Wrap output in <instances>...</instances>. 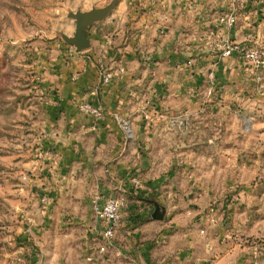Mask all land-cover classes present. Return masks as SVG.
<instances>
[{"label":"rangeland","instance_id":"1","mask_svg":"<svg viewBox=\"0 0 264 264\" xmlns=\"http://www.w3.org/2000/svg\"><path fill=\"white\" fill-rule=\"evenodd\" d=\"M111 1L0 0V264H264V67L258 83L232 79L229 86L237 91L228 88L226 100L198 97L174 113L160 106L158 83L138 85L140 98L126 97L133 98L137 131L131 130L130 118L119 117L115 140L122 145L103 149L112 157L100 164L98 174L80 159L72 158L63 172L62 163L59 168V151L51 142L55 135L45 120L44 97L57 94L46 85L50 70L57 73L53 62L71 67L80 61L81 67L68 72L73 83L97 63L96 79L82 87L77 104L95 130L105 116L99 89L124 74L130 63V21L118 20V13L130 17V12L156 11L152 1L118 0L90 26L91 39L121 35L115 50L123 61L107 69L97 55L92 58L91 44L77 51L62 35L74 32L68 12ZM231 5L238 7L234 0L218 3L219 15ZM237 12L239 41L250 39L264 49V0H251ZM199 21L192 52L200 53L185 55L187 68L201 63L202 50L212 42L213 27ZM145 70L140 76L154 77ZM107 73L111 77L105 81ZM84 103L97 107L100 117L83 111ZM161 123L175 129H162ZM118 165L126 166L123 172ZM165 176L164 185L155 184ZM111 196L125 203L115 229L122 257L100 252L98 245L110 244L89 232L95 207Z\"/></svg>","mask_w":264,"mask_h":264},{"label":"crops","instance_id":"2","mask_svg":"<svg viewBox=\"0 0 264 264\" xmlns=\"http://www.w3.org/2000/svg\"><path fill=\"white\" fill-rule=\"evenodd\" d=\"M144 1L155 2L156 11L138 14L130 12V17H125L127 13H118L119 15H117L118 20L125 18L124 20L128 19L130 21V31L126 44V48H128L126 54L129 56L127 58L130 63L125 65L127 70L124 74L114 78L99 89L98 95L102 101L105 116L95 130L90 127V118L79 113L77 104L82 98L80 91L82 87L87 83H93L96 79L97 63L92 62L90 67L87 66V70L79 74V81L73 83L68 80V72L73 67H81L80 61L73 62L71 67H66V64L62 61L53 62L55 68H57V73H54V69L50 70L51 73L46 77V85L57 91V94L50 92L44 97L47 101L45 120L48 129L55 136L60 132L59 138L54 136L51 142L59 151V168H61L62 163V172L66 170L67 163L73 158L80 159V163H83L88 169H93L95 175L98 174L100 164L104 163L106 165L109 162L108 158L112 157L111 152L104 154L103 149L110 150L115 146L122 145V142L119 144L115 140L120 135L119 117L123 119L130 118L131 130L133 132L137 131V125L133 121L135 116L134 102L131 103L133 98L126 97L127 95L134 96V101L139 99L140 96L138 95L141 93L137 90L138 85L150 86L152 82L158 83L160 85L158 88L162 92L160 106L167 108L170 113H174L179 111L182 106H191L192 102L198 97H202L205 101H210L213 97H223L226 100L229 98L230 89H232V93L237 91L236 88H230L229 86L234 78L240 80L244 85H247L248 82L251 84L256 82L248 66L235 56L220 57L212 42L210 46L202 50L201 63H198L193 69L187 68L184 64L189 59L185 55L190 56L192 53H200L198 50L192 52L197 47L196 43H198V28L199 25L201 26L199 19L206 20L213 28L219 29L217 19L222 7L217 6L218 3L226 0H194L195 2L192 0ZM121 8L118 7L119 10ZM239 20L240 16L238 22ZM237 25L232 29L230 35L234 40L239 41L237 38ZM120 36L117 38L110 37V39L99 37V40L90 38L91 48L93 49V51H90L92 58L97 60L95 57L97 55L99 61L105 63V68H116L122 63V57L124 56L118 58L119 53L115 50L120 49L117 45ZM135 55L138 57L135 58ZM143 56H145L144 59ZM202 65L208 66L209 70L208 68L207 70L199 69ZM144 70L151 71L150 73L154 74V77L152 75L148 78L145 75L140 76ZM211 70L214 74L213 80L208 75ZM201 88L206 89V92H203L204 94L198 92ZM148 93L150 92L146 91L145 94ZM181 99H187L189 103H183ZM162 104H165V106ZM130 108H132L131 111ZM153 125H150L149 129ZM159 127L162 129L169 127L175 129V126L164 123L159 124ZM109 166H107L109 167V173L113 176L114 167L110 164ZM125 167L123 165L117 166L118 171L124 170ZM168 179V176L159 181L157 179L155 184L164 185ZM101 231L102 223L95 217L94 224L90 225L89 232L92 233L91 235L100 236L101 240ZM117 240L115 230L114 240L111 244L104 250L103 245H98L99 251L105 252L106 250L108 252L109 250L113 256L122 257L123 252L118 246ZM127 258L131 261L130 257L127 256Z\"/></svg>","mask_w":264,"mask_h":264},{"label":"built area","instance_id":"3","mask_svg":"<svg viewBox=\"0 0 264 264\" xmlns=\"http://www.w3.org/2000/svg\"><path fill=\"white\" fill-rule=\"evenodd\" d=\"M238 7H245L250 4L251 0H234ZM237 5H231V8L222 12L218 17L217 26L219 29L213 28L209 32L213 47L218 51L220 57L235 56L248 66L254 79L258 83L260 81V72L264 67V49L258 43L244 39V41L234 40L230 33L238 22ZM209 78L214 79L213 71H209ZM111 77L110 73L104 75V80L107 81ZM81 109L87 113L100 117V112L97 107L91 103H84L80 105ZM135 186H140V181L133 177L131 180ZM45 201V198H42ZM124 199L114 196L106 198L102 203L95 207V215L97 220L102 223L101 236L106 244H111L114 231L118 225L121 217L122 209L124 208ZM105 246H103V250Z\"/></svg>","mask_w":264,"mask_h":264},{"label":"water","instance_id":"4","mask_svg":"<svg viewBox=\"0 0 264 264\" xmlns=\"http://www.w3.org/2000/svg\"><path fill=\"white\" fill-rule=\"evenodd\" d=\"M118 0H112L109 4L103 7L91 8L86 11L77 10L68 12L67 16L74 20V32L71 36L62 35V39L75 46L77 51H81L90 46V38L88 30L94 22L101 21L108 13L115 8ZM155 212H157L155 210Z\"/></svg>","mask_w":264,"mask_h":264}]
</instances>
